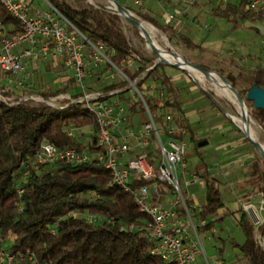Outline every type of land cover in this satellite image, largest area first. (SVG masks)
Here are the masks:
<instances>
[{
    "label": "trees",
    "instance_id": "trees-1",
    "mask_svg": "<svg viewBox=\"0 0 264 264\" xmlns=\"http://www.w3.org/2000/svg\"><path fill=\"white\" fill-rule=\"evenodd\" d=\"M47 1L90 43L103 46L110 61L127 76L128 80L104 88L102 100L115 104L121 100L127 102L129 99L125 100L124 95L133 83L144 96L155 122L162 123L163 112L159 102L147 93L149 87L146 83L149 80L160 82V86L170 94L175 89L172 78L166 72L168 66L155 63L157 54L146 58L139 53L125 34L119 15L103 6L76 7L68 0ZM211 1L214 14L218 17L229 19L233 16L236 22L238 17L254 22L263 21L260 14L246 9L248 0H228L225 9L218 7L215 0ZM139 16L164 33H170L187 50L200 54L205 52L203 47L169 23L163 24L148 13H139ZM0 24L10 34L21 31L20 22L8 12L1 0ZM130 60L137 62L135 70L129 67ZM195 65L221 74L234 88L242 80L250 84V89L255 85L264 89L262 64H258L251 74L241 73L236 77L224 73L220 68ZM5 81L8 82V79ZM12 89L8 94L15 95L6 96L15 99L14 104L0 101V251L12 257L4 264H164L151 253L152 241L144 233L130 229L132 225L145 224L148 217L139 210L132 194L112 185V173L103 164L95 159L82 164L37 161L45 143L59 148H73L80 153H99L102 150L97 136L99 125L93 111L84 103L71 101L65 102L63 108H54L45 103L20 102L19 98L25 95L16 90V86ZM67 90L65 86L40 94L47 100L65 94ZM249 90H238V93L264 129V110L256 109L254 103L247 99ZM208 96L214 99L213 95ZM114 98L116 101H113ZM164 106L182 117L179 126L184 133L171 137L182 141L188 137L195 142L200 156L201 161L194 169V175L205 183V203L199 215L195 216L207 219L210 226L221 223L227 216L234 215L235 211L227 209L223 202L219 182L203 157L199 147L201 141L196 139L182 101L178 98L168 99ZM129 109L133 114L146 113L140 98ZM72 128H92L91 140L84 142L80 137L69 134L68 130ZM251 175L264 196L262 157L258 156L253 162ZM221 212L223 215L219 216ZM90 217H94V221L90 222ZM238 224L245 234V242L239 244L232 241V247L248 264H264V248L257 243L255 227L244 210ZM261 229L264 234V223Z\"/></svg>",
    "mask_w": 264,
    "mask_h": 264
},
{
    "label": "rangeland",
    "instance_id": "rangeland-1",
    "mask_svg": "<svg viewBox=\"0 0 264 264\" xmlns=\"http://www.w3.org/2000/svg\"><path fill=\"white\" fill-rule=\"evenodd\" d=\"M117 1L121 2L123 7L141 22L152 25L139 16V13H148L163 24L169 23L179 27L182 33L196 35L200 41L199 44L204 48V54L187 50L179 40L172 38L170 33H164L154 25H152L154 27L153 34L148 41L134 23L118 14L109 0H68L76 7L98 5L118 14L121 26L132 46L146 58L153 57L155 53L151 46V42H153L154 46L157 44L164 50L180 54L189 63L203 64L214 69L220 68L224 73L234 77L241 73L251 74L258 64L264 65V20L254 22L251 19L243 20L238 17V22H236L233 16L229 19L218 17L214 14V5L209 2L210 0H200L201 2L193 0V2L190 0H173L172 2L171 0ZM215 2L218 7L226 8V3L220 0H215ZM34 5L43 11L51 8L46 0H34ZM86 53L91 75L85 78L83 84H79L71 78L72 72H69L63 63L50 58L41 61L37 71L30 78L25 79L19 87L12 83V88L16 86V90L18 89L23 95L42 97L41 92L48 89L56 91L67 86V92L59 95L60 99L53 102L55 106L61 107L65 102L70 101L69 97L84 93L88 95L99 93L101 95L107 86L127 80L124 73L107 61L94 64L92 61L93 50L89 46L86 47ZM106 56L108 57V55ZM155 63L164 62H161L158 57ZM166 65L168 66L166 72L172 78L174 93L170 94L160 86V82L152 80L146 83V86L149 87L147 93L159 102L162 112L170 111L164 106L166 100L178 98L182 101L186 115H188L196 133V139L201 142L208 141L206 146L201 147V152L211 170H214L222 191L223 202L227 209L235 211L234 215L227 216L221 223L216 224L218 229L216 234L206 235V237L203 232H200L203 247L209 257L218 256L226 264H248L231 243L232 241L239 244L245 242V234L238 224L244 210L255 227L257 243L264 248V234L261 229L264 223V196L259 190L256 179L251 175L253 162L258 156H262L233 119L240 115L239 102L236 97L218 93L212 83L200 75H193L185 68ZM129 67L135 70L137 62L131 60ZM1 77L15 82L18 79V77L3 73H1ZM65 81L68 83L66 84ZM129 89L124 95V99L129 100L126 102L120 99L119 104L127 109L130 121L137 128H141L149 121V118L146 113L133 114L131 112L129 106L135 104L139 98L134 94L139 93L133 86ZM235 89L237 92L238 90L248 91L250 84L240 80ZM210 94L214 96V99L208 96ZM113 101H116V98ZM28 102L49 104L50 99L43 98V101L30 100ZM243 102L246 106L245 101ZM246 108L253 119L254 140L264 146V129L253 117V110L247 106ZM68 132L77 138L80 137L84 142L90 141L93 134L92 128L82 130L72 128ZM186 143V170L183 177H186V180H191L194 169L201 160L196 151L195 142L187 137ZM158 156H161L160 150H158ZM182 189L195 215L197 206L205 203V183L200 180L188 187L183 185ZM249 208L255 212V215L250 212ZM222 215L221 212L219 216Z\"/></svg>",
    "mask_w": 264,
    "mask_h": 264
},
{
    "label": "built area",
    "instance_id": "built-area-1",
    "mask_svg": "<svg viewBox=\"0 0 264 264\" xmlns=\"http://www.w3.org/2000/svg\"><path fill=\"white\" fill-rule=\"evenodd\" d=\"M221 1L227 3L228 0ZM1 2L18 19L21 31L10 34L0 24V73L18 77L16 82L8 80L6 84L5 78L0 77V101L14 104L15 99L6 96L15 95L8 94L13 90L12 83L19 87L38 69L41 61L50 58L63 63L72 72L71 78L83 84L85 78L91 75L87 46L93 50L94 64L107 61L116 67L106 56L103 46L90 43L48 1L51 8L44 11L31 8L23 0ZM246 9L260 14L264 20V0H248ZM131 86L136 88L133 83ZM103 96L84 93L79 98H68L72 103L86 104L95 114L99 125L98 144L102 147L99 153H80L73 148H59L45 143L37 161L82 164L95 159L103 164L112 173V185L132 194L139 210L148 217L145 224L132 225L130 229L144 233L152 241L151 253L164 264H226L218 256L207 255L200 232L205 236L214 235L218 231L217 226H210L207 219L195 216L199 215L202 207L196 208L194 215L182 189L183 185L188 187L199 179L195 175L191 176V180L183 177L187 143L171 137L184 133L179 126L181 115L172 110L163 112V122L156 123L144 96L139 93L149 121L137 128L123 105L102 100ZM58 99L59 96L51 98L47 105L63 108L53 104ZM30 100L43 101V98L35 95L19 98L20 102ZM158 150L161 156H158ZM89 221H94V217H90ZM11 260L12 257L0 251V264Z\"/></svg>",
    "mask_w": 264,
    "mask_h": 264
},
{
    "label": "bare ground",
    "instance_id": "bare-ground-1",
    "mask_svg": "<svg viewBox=\"0 0 264 264\" xmlns=\"http://www.w3.org/2000/svg\"><path fill=\"white\" fill-rule=\"evenodd\" d=\"M113 6L116 9V6L114 4H113ZM120 15L122 17L127 18V19H128V17H130V18L138 21L139 24H138V26H136L137 29L142 33V35L145 38H148V39L151 38L153 31H154V27L152 25H150L149 23L139 21L135 16H133L129 12L121 13ZM155 47L159 51L161 58L167 60L170 63L178 64L179 67L187 69L190 73H192L195 76L200 75L201 77L205 78L210 83H212V85L215 87V89L218 93L233 95L234 97H236L238 99L237 94L232 89L230 82L226 81L221 75L217 74L216 72H210V71L197 69V68L193 67L192 65H190L191 63L187 64V61H185V59L180 54L171 53L167 50H164V49L160 48L159 46H157V44H155ZM238 102H239L240 115L238 118L233 117V119L238 124L239 128L244 133H246L252 139H254L255 129L253 126V119L249 115V112H248L246 106L244 105V103L241 102L239 99H238ZM263 150H264V147H263ZM249 209H250V212L253 215H255V212L251 208H249Z\"/></svg>",
    "mask_w": 264,
    "mask_h": 264
},
{
    "label": "water",
    "instance_id": "water-1",
    "mask_svg": "<svg viewBox=\"0 0 264 264\" xmlns=\"http://www.w3.org/2000/svg\"><path fill=\"white\" fill-rule=\"evenodd\" d=\"M110 2H112L115 6H116V11L118 12V14L120 15L121 13H125L128 12V10H126L117 0H109ZM128 19L134 23L135 26H138L139 22L128 17ZM148 41H150V39L147 38ZM151 46L153 48V50L155 51V53L158 55L159 59L161 62H164L168 65H172V66H176L179 67L178 64L176 63H170L167 60L161 58L159 51L156 49V47L154 46L153 42H151ZM187 64H190L189 62H187ZM193 67L200 69V70H205V71H210V72H214L202 67H199L195 64H190ZM182 68V67H180ZM219 74V73H217ZM221 75V74H219ZM222 76V75H221ZM223 77V76H222ZM226 81H228L225 77H223ZM232 89L236 92L238 99L243 102L244 100L242 99V97L239 95V93L237 92V90L232 86ZM247 99L249 101H252L254 103V107L256 109L259 110H264V89L255 85L253 86L249 92L247 93ZM244 103V102H243ZM244 133V132H243ZM246 135V137L249 139V141L253 144V146L258 150V152L260 153V155L262 156V158L264 159V150H263V146H261L259 143H257L254 139H252L249 135H247L246 133H244ZM208 144V141H202L199 143V147H203L206 146Z\"/></svg>",
    "mask_w": 264,
    "mask_h": 264
},
{
    "label": "crops",
    "instance_id": "crops-1",
    "mask_svg": "<svg viewBox=\"0 0 264 264\" xmlns=\"http://www.w3.org/2000/svg\"><path fill=\"white\" fill-rule=\"evenodd\" d=\"M23 1H25V3L28 5V6H30L31 8H34V9H40L39 7H37V6H35L34 5V0H23ZM166 1H168V0H166ZM173 0H171V2H172ZM193 1H198V2H201L200 0H193ZM192 0H190V2H193ZM209 2H211L212 3V1L210 0ZM41 10V9H40ZM177 31H179L180 33H182L181 32V29L179 28V27H175V26H173ZM182 34H184L185 36H187L189 39H191L195 44H197V45H200L199 44V39L197 38V36L196 35H187V34H185V33H182ZM195 36V37H194ZM201 46V45H200ZM202 47V46H201ZM204 54V53H203ZM249 58H251V56H248ZM247 57V58H248ZM55 65H56V62H55ZM215 72V71H214ZM66 82V81H65ZM189 122H190V120H189ZM191 124V123H190ZM192 126V125H191ZM193 129V128H192ZM257 142V141H256ZM257 143H259V142H257ZM261 146H263V144H261V143H259ZM264 147V146H263ZM211 169V168H210ZM213 173H214V170H211ZM199 182H200V180H198ZM197 207H202V205H199V206H197Z\"/></svg>",
    "mask_w": 264,
    "mask_h": 264
}]
</instances>
